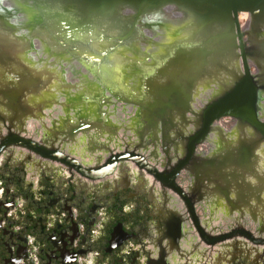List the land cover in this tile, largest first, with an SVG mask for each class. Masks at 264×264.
Returning <instances> with one entry per match:
<instances>
[{
    "label": "flooded vegetation",
    "instance_id": "flooded-vegetation-1",
    "mask_svg": "<svg viewBox=\"0 0 264 264\" xmlns=\"http://www.w3.org/2000/svg\"><path fill=\"white\" fill-rule=\"evenodd\" d=\"M71 101L0 100V264H264V147L236 120L201 140Z\"/></svg>",
    "mask_w": 264,
    "mask_h": 264
},
{
    "label": "water",
    "instance_id": "water-1",
    "mask_svg": "<svg viewBox=\"0 0 264 264\" xmlns=\"http://www.w3.org/2000/svg\"><path fill=\"white\" fill-rule=\"evenodd\" d=\"M68 98L189 122L201 140L229 117L264 147V0H2L0 100L57 115Z\"/></svg>",
    "mask_w": 264,
    "mask_h": 264
},
{
    "label": "rangeland",
    "instance_id": "rangeland-1",
    "mask_svg": "<svg viewBox=\"0 0 264 264\" xmlns=\"http://www.w3.org/2000/svg\"><path fill=\"white\" fill-rule=\"evenodd\" d=\"M246 16H247V15H243V14L240 16V18H242V19H241V23H242V24H244V23L246 22V20H243V19H245ZM113 62H115L114 65H118V66H119L123 61H122V58H117V59H115V60H112L111 63H110L111 66H114V65H113ZM111 70H112V69H111ZM116 70H117V69L114 67V71H115V72H116ZM57 72L59 73V71H57ZM69 76L71 77V74H67V78H69ZM71 91H72V90H71ZM73 91H75V90H73ZM55 107H57V106H55ZM117 111H118V110H117ZM120 111H121V110H120ZM121 117H122V118L124 117V114H123V113H122Z\"/></svg>",
    "mask_w": 264,
    "mask_h": 264
},
{
    "label": "bare ground",
    "instance_id": "bare-ground-1",
    "mask_svg": "<svg viewBox=\"0 0 264 264\" xmlns=\"http://www.w3.org/2000/svg\"><path fill=\"white\" fill-rule=\"evenodd\" d=\"M243 15H246V14H243ZM242 19V18H241ZM243 20H248V15L245 17V19H243Z\"/></svg>",
    "mask_w": 264,
    "mask_h": 264
},
{
    "label": "snow or ice",
    "instance_id": "snow-or-ice-1",
    "mask_svg": "<svg viewBox=\"0 0 264 264\" xmlns=\"http://www.w3.org/2000/svg\"><path fill=\"white\" fill-rule=\"evenodd\" d=\"M0 2H2V0H0Z\"/></svg>",
    "mask_w": 264,
    "mask_h": 264
}]
</instances>
